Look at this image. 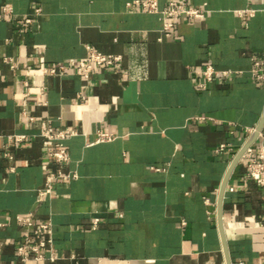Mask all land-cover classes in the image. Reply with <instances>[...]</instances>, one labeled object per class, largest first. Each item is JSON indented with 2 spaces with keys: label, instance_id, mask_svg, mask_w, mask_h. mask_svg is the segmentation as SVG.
Masks as SVG:
<instances>
[{
  "label": "crops",
  "instance_id": "obj_1",
  "mask_svg": "<svg viewBox=\"0 0 264 264\" xmlns=\"http://www.w3.org/2000/svg\"><path fill=\"white\" fill-rule=\"evenodd\" d=\"M133 1L0 0V264H17L26 214L51 224L46 259L28 264H264V189L243 162L229 171L264 145V80L252 73L264 65V0H189L205 17L168 31ZM85 47L120 61L87 80L42 73ZM43 121L75 131L63 141L75 177L37 202L52 169ZM97 131L111 139L90 144Z\"/></svg>",
  "mask_w": 264,
  "mask_h": 264
},
{
  "label": "built area",
  "instance_id": "obj_2",
  "mask_svg": "<svg viewBox=\"0 0 264 264\" xmlns=\"http://www.w3.org/2000/svg\"><path fill=\"white\" fill-rule=\"evenodd\" d=\"M162 1V6L159 5ZM126 7L136 8L145 13L159 15L163 20L162 30L168 31L173 23L177 20H201L205 17L206 10L204 7H193L189 5V0H135L127 3ZM3 14H10L11 9L4 7ZM41 14L39 8H34L31 14L26 15L22 19V24L25 28L29 27L32 19ZM86 54L80 60H70L56 66H44L42 73L47 76H60L65 73H72L80 79L87 80L91 77L95 68L111 69L119 61L117 55H104L92 50L90 47H85ZM3 64L8 65L9 69H13V61L11 58H3ZM264 65L255 62L252 73L255 78L264 80ZM215 71L212 67H206L202 76L205 81H210L213 78ZM26 86V82H24ZM202 86V85H200ZM28 95L25 93L24 97ZM22 115L28 121L32 118L26 115L23 111ZM76 135L75 131L69 129H53L49 123L43 121L40 123L38 136L41 138L44 147L46 148V158L51 163L50 171L45 175L43 185L36 190V201L41 202L52 196V184L56 179L73 178V173H64V165L68 162V155L64 148L63 141L69 137ZM24 136H17L16 141L21 142ZM111 135L102 131L94 133V140L90 144L108 141ZM228 148L227 145L221 144L215 150L216 153H221ZM4 157L11 160V155L4 152ZM238 161L243 162L246 168V177L253 181L259 188L264 189V145L255 147L249 145L244 149ZM17 227L20 231V241L16 246L17 264H28L30 261H42L46 257L43 250L50 244L51 240V224L35 223L32 219V214L15 217ZM0 223V230L3 228ZM51 259V258H50Z\"/></svg>",
  "mask_w": 264,
  "mask_h": 264
},
{
  "label": "water",
  "instance_id": "obj_3",
  "mask_svg": "<svg viewBox=\"0 0 264 264\" xmlns=\"http://www.w3.org/2000/svg\"><path fill=\"white\" fill-rule=\"evenodd\" d=\"M247 146H248V145H247ZM247 146H246V147H247ZM246 147H244V148L240 151V153L237 155V157L234 159V161H232V163H231V165H230V168H229V171H231L232 167L237 163V161H238L240 155L242 154V152L244 151V149H245ZM228 174H229V172H227V175H226L225 179L227 178ZM224 181H225V180H224ZM222 190H223V187H221V191H222ZM218 227L220 228V221H219V220H218ZM223 245H224V242H223Z\"/></svg>",
  "mask_w": 264,
  "mask_h": 264
}]
</instances>
